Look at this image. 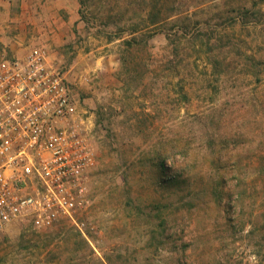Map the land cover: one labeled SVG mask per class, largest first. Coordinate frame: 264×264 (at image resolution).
<instances>
[{
    "label": "rangeland",
    "instance_id": "rangeland-1",
    "mask_svg": "<svg viewBox=\"0 0 264 264\" xmlns=\"http://www.w3.org/2000/svg\"><path fill=\"white\" fill-rule=\"evenodd\" d=\"M154 1L58 0L43 15L0 16V60L44 48L94 153L75 216L81 231L67 219L9 223L0 264H264V180L255 174L264 169L254 166L264 168V13L259 23L228 25L215 14L230 0H179L169 5L179 16L160 31L139 21ZM208 19L205 29L195 24ZM183 22L187 33L219 40L203 47L218 52L219 73L191 46L180 60L165 33L179 35ZM134 25L140 77L122 52ZM172 49L178 72L175 61L164 65ZM217 154H240L242 165L205 162ZM236 172L249 185L242 225L209 196L217 174Z\"/></svg>",
    "mask_w": 264,
    "mask_h": 264
},
{
    "label": "built area",
    "instance_id": "built-area-1",
    "mask_svg": "<svg viewBox=\"0 0 264 264\" xmlns=\"http://www.w3.org/2000/svg\"><path fill=\"white\" fill-rule=\"evenodd\" d=\"M94 153L63 74L42 47L0 60V232L72 222Z\"/></svg>",
    "mask_w": 264,
    "mask_h": 264
},
{
    "label": "trees",
    "instance_id": "trees-1",
    "mask_svg": "<svg viewBox=\"0 0 264 264\" xmlns=\"http://www.w3.org/2000/svg\"><path fill=\"white\" fill-rule=\"evenodd\" d=\"M230 2L231 3L227 6V9L219 11L215 14L216 16H219L218 18L221 20V23L228 25H249L253 23H259L260 20H258V16H262L264 13L262 9L264 6V0H230ZM175 3L177 4V6L182 4V2L179 0H156V2L154 1L153 4L149 7L146 16L144 18H139V21L148 24L145 27H157L162 23H165L164 25H166L167 21H169L171 18L179 16V14H176L177 8H175L174 6H169L170 4L175 5ZM203 6L204 3L199 4L200 8ZM209 20L210 19L202 22L199 21V23L198 21H196L195 24H197L198 28L205 29L202 26H209ZM185 24L186 23L183 22L180 26L181 30L179 32V35L177 34L178 32H174L172 34L168 32V30L165 33L169 42H173L174 45L180 47V60L183 61L182 57L184 59L188 57L187 50L191 46L192 48L197 49L195 50L197 53V57H201V55H203L202 57H204V59L208 61L207 65L209 67V73H219V70H217L216 68V64L218 62V52H215V50L213 49H209L208 52L203 51V47H212V45H214L215 42H219V40L214 39V41L212 42L209 36H198L197 34L193 35L187 33L184 27ZM163 26H158V28H160V31L163 30ZM137 27V25H134V28L131 29L130 38L122 39V52H126V54L128 55L130 66L133 68L132 72L137 73L138 77H140V75L144 73L143 66L141 62L137 64H134L133 62L134 54L142 50L140 41H137V38L133 36V33L138 30ZM196 41H199L198 45H195ZM171 55V58L164 61V65L168 64V67H170V64L175 61V65L171 71L178 72L177 67L179 66L177 64V61L175 60V57H177L178 53L175 52V49H172ZM124 59V57L120 56V61L123 62L125 61ZM127 72H129V69L127 70ZM183 95L186 97V94L183 93ZM160 155V158L164 157V155ZM225 155L217 154L211 159H206L205 162H209V164H211V166L216 169H222L223 167L236 169L240 165H242V156L240 154L228 156ZM163 160H159L158 162L162 163ZM254 166L257 170L258 168L262 170L264 169L261 163H255ZM259 172L262 171L258 170V172H255L256 176H261L264 180V176ZM248 188L249 185L246 181V178L239 175V173L237 172L236 174H233L231 176L227 175V180L225 175L217 174L215 178L214 188L211 189L209 196H211L212 198H216L215 200H213V203H216V205L222 209L223 213L228 214L230 209H234L236 220H238L236 221V223L242 225L243 222L241 219L243 210L245 208V192L248 191ZM58 233L60 234L63 232L58 230ZM71 237H74V235H72ZM81 242L82 240H80V242H78L77 244H74L76 249L81 248ZM83 243L84 245L86 244V242Z\"/></svg>",
    "mask_w": 264,
    "mask_h": 264
},
{
    "label": "crops",
    "instance_id": "crops-1",
    "mask_svg": "<svg viewBox=\"0 0 264 264\" xmlns=\"http://www.w3.org/2000/svg\"><path fill=\"white\" fill-rule=\"evenodd\" d=\"M58 0H0V16L4 15L6 17L25 19L27 16H32L34 13L38 15L46 14L47 10L50 9V6L56 4ZM36 14V15H37ZM20 22H22L20 20ZM26 24V21L22 22V26ZM20 27V26H18ZM11 51L16 55L21 54V51L14 50L11 48Z\"/></svg>",
    "mask_w": 264,
    "mask_h": 264
}]
</instances>
